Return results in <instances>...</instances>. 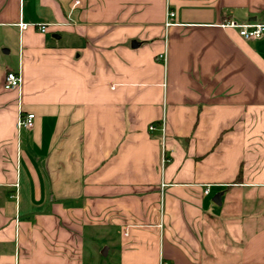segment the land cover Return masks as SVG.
I'll list each match as a JSON object with an SVG mask.
<instances>
[{
    "label": "crops",
    "instance_id": "0c3cea01",
    "mask_svg": "<svg viewBox=\"0 0 264 264\" xmlns=\"http://www.w3.org/2000/svg\"><path fill=\"white\" fill-rule=\"evenodd\" d=\"M228 20L264 0H0V264H264V34Z\"/></svg>",
    "mask_w": 264,
    "mask_h": 264
},
{
    "label": "built area",
    "instance_id": "2783aa9c",
    "mask_svg": "<svg viewBox=\"0 0 264 264\" xmlns=\"http://www.w3.org/2000/svg\"><path fill=\"white\" fill-rule=\"evenodd\" d=\"M167 16H172L171 13H167ZM19 28L24 29L26 24L19 23ZM223 27L233 28L237 31L239 37L243 40H255L259 39L264 34V22H246V23H238L233 20H228L222 25ZM40 33H44L46 30L45 24H37L34 25ZM21 84V76L19 71H7L3 78V88L5 90H17ZM33 114H19L16 126L17 128H31L33 121ZM155 129V126L150 124L148 126V130L152 131ZM159 130L161 133V138L164 136V122L163 119L159 123ZM164 162V159L162 160ZM206 195L208 193L207 188L203 191Z\"/></svg>",
    "mask_w": 264,
    "mask_h": 264
},
{
    "label": "water",
    "instance_id": "95a60500",
    "mask_svg": "<svg viewBox=\"0 0 264 264\" xmlns=\"http://www.w3.org/2000/svg\"><path fill=\"white\" fill-rule=\"evenodd\" d=\"M219 197L220 195L219 194H215L212 198V201L216 204H219Z\"/></svg>",
    "mask_w": 264,
    "mask_h": 264
}]
</instances>
